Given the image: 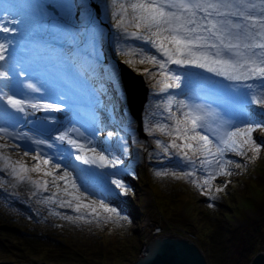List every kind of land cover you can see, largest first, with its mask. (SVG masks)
<instances>
[{
	"label": "rangeland",
	"instance_id": "1",
	"mask_svg": "<svg viewBox=\"0 0 264 264\" xmlns=\"http://www.w3.org/2000/svg\"><path fill=\"white\" fill-rule=\"evenodd\" d=\"M12 5L15 4L14 0ZM102 8L106 6V9L113 10L111 0H98ZM82 6H78L75 10L81 9ZM20 9V8H19ZM113 12V11H112ZM89 8L81 9V24H86L89 18ZM0 21H3L0 19ZM69 21V18H67ZM110 28L115 27V20L109 19ZM13 27L12 25H9ZM134 29L130 28L129 31ZM122 31V30H121ZM123 32V31H122ZM66 35L74 38L72 31L65 32ZM2 37L7 38L11 42L17 40H26L32 37V34H27L22 37L21 34L16 32L15 34L0 33V39ZM4 38V39H5ZM121 40L132 41L133 44H126L120 50L121 57L126 60L136 61L139 57L130 56L127 53L129 49H143L147 54H156L155 49L144 41L127 36L125 33L119 35ZM103 47L106 52H101V56L98 55V50L89 51L84 53L85 62L92 63L96 68V62L92 61V55L106 63L111 64V53L115 51V48H111L107 44V41L103 42ZM14 43L9 44V48L6 55L14 54V58H19L17 63L14 60L9 59L4 61V68L9 69V73H13L12 67H15V71H24L25 75L17 77V81L13 78L12 86L4 88L3 91L9 95H15L16 98L23 99L28 98L33 101L40 100L37 96V92L32 91L24 87L27 83H33L38 88L45 91V94L54 99L62 102H70L76 104V114L80 123L88 128L89 134L94 136L97 143V150L104 151L105 155H109L111 158L113 155L118 157L122 163L121 167L118 165L116 168H97L93 165L83 166L80 161L75 160V155L79 153H67L62 149L55 152L53 149H47L44 145H36L32 142L34 139H40L33 135H27L32 140H0V144L8 143L10 147L6 151L13 160H23L29 165L34 164L35 161L31 159V156L35 154V150L39 148L41 154H47L53 156L54 163L59 162L62 165L67 166L68 170L74 173L73 165L83 173L82 176L87 183L93 199H105V203L111 207L117 208L121 216L126 217V220H122L119 225L103 222L97 223H84V222H71L63 219L62 217L76 216L73 209L67 207H59L57 204L42 203L41 201L55 191L51 187L48 192H36L33 185L27 181L19 182L13 176L9 174V171L0 166V179L3 184H6L11 191L15 193L11 194L14 199L13 205L10 207H17L19 212V222H13L12 225L16 226L17 231H9L10 234L19 237L20 234L28 231L34 237L38 235L39 231L47 230L51 237L53 235L62 236L63 234L70 235V243H90V235H94V240L97 241V247L103 244L107 245V249H111L109 246V240H120L125 247L128 254L117 255L113 259L104 260L105 264H133L141 255L145 252L146 243L149 241L150 236L154 234V230L157 227H161L162 233H169L177 236H184L191 238V234L198 236L195 243L201 248L208 264H220L217 260L218 255L211 256L213 250L205 240L204 233L209 230V225L212 227L216 225L215 219L225 220L232 229H239L245 227L249 221H259L264 213V132L259 129L253 133L254 139L260 145H262L261 152L257 155L249 152L248 156H237L233 153L227 154V159H232L235 163L241 165L240 168H232L231 176H221L215 181V187L223 188V191L213 192L206 195L204 190L195 186L192 182L196 178H202L204 173L200 169L199 160H196V164L193 166L188 161H185L175 149H170L168 153L161 150L163 156H157L153 160L155 165H145L146 150L157 146V140L163 144L168 145L170 143L169 137L161 134L159 131H153L159 124H172V120L169 118L170 114L167 111L168 100L170 97H175L176 100H184L189 103H196L205 105L211 109H215L217 112L225 116V118H231V115H241L240 107L242 98L235 88H230L234 82L227 81L223 77H216L212 73H208L203 69L183 67L179 65H169L171 71L181 75V91L180 97L177 96L175 91L179 88H171L167 91H161V86L156 83H149V100L146 103V109L144 108L143 114H145L146 127H148L151 135H147V139H140L136 132L135 121L127 123L121 122V117L118 112L122 109L125 110L123 102L120 105V95L123 92L119 77V71L117 67L111 66L108 70L102 72L99 76L93 78L92 84L84 82V78H79L74 72L65 71L64 65L55 66L53 69H46L45 65L40 64L38 61L29 60L27 64H24L23 54L21 53L20 45L17 49ZM22 46V45H21ZM103 47L101 49L103 50ZM19 51V52H18ZM81 52H86L83 48ZM19 53V54H18ZM91 53V54H90ZM119 56V57H120ZM34 59H37L36 55H32ZM107 57V60L105 59ZM116 57V56H115ZM7 58V57H6ZM13 58V57H12ZM52 59V58H51ZM121 59L122 61H124ZM120 60V61H121ZM117 62V61H116ZM127 63H130L129 61ZM159 71V69H158ZM157 71V72H158ZM187 73L188 75H185ZM210 78V79H209ZM149 80V78H148ZM152 82V80H150ZM0 83H6V81H0ZM157 88V91L156 89ZM240 91H244L240 88ZM119 99V103L117 100ZM78 106V107H77ZM84 106L85 108H80ZM123 107L121 109V107ZM97 107H100L102 111H98ZM0 108H8L9 112H14L4 100H0ZM247 112L253 118L254 121H264V107L259 105H248ZM126 111V110H125ZM172 111L178 116L181 114L177 110L175 103L172 104ZM17 116H21L20 113H16ZM128 118V116L126 117ZM125 119V118H123ZM128 120V119H127ZM124 121V120H123ZM18 124L14 122L0 119V127H8L10 131H15ZM103 128V132L101 131ZM120 131V132H118ZM16 132V131H15ZM112 133L109 144L103 139L104 134ZM95 133V135H93ZM209 134V133H205ZM2 135V134H0ZM210 135V134H209ZM210 138L211 135H210ZM18 144L20 147H12L11 145ZM127 144V146L125 145ZM112 145V146H111ZM130 145V146H129ZM119 150H112L115 148ZM132 146V147H131ZM135 147V148H134ZM147 148V149H145ZM124 149H127L126 151ZM107 150V151H105ZM156 150V152H160ZM25 151L29 152V156H24ZM152 152V151H151ZM150 152V153H151ZM148 157L152 159V156ZM165 154V155H164ZM256 156L255 159H250L252 156ZM59 157V159H57ZM196 170V177H185L184 179H178L172 175L157 176V172L162 173H177L184 174ZM3 169V170H2ZM63 169L60 170L62 172ZM96 173V175H93ZM105 173H118V175H104ZM59 174V173H58ZM33 179H48L51 177H43L42 174L31 173ZM120 179L129 189L127 194L120 192L116 195L112 189H115L114 185L110 184V180ZM78 181H82L77 177ZM63 185V182H60ZM227 185L224 187V185ZM83 185V184H82ZM92 187L99 188L94 190ZM84 190L83 186L82 189ZM119 192V190H116ZM19 193L26 198H20ZM34 197H29L27 195ZM36 193V194H34ZM95 193V194H93ZM214 196V198H213ZM122 200H128L130 203H124ZM38 204V211L36 215H32L30 211H27L25 203L32 210L36 208L30 204ZM21 203V204H20ZM85 211V210H82ZM59 213L60 215H55ZM161 214H164L163 217ZM176 217L183 220L182 222L188 227H192L193 233L182 228V225L176 224L171 219ZM16 219V218H15ZM15 221V220H14ZM209 221V225L207 222ZM8 227V226H7ZM101 228V229H100ZM249 229L245 228L243 231L247 233ZM252 230V229H251ZM114 231V232H113ZM46 232V233H47ZM56 232V233H54ZM116 232H122L125 235L122 237H110L116 234ZM252 232V231H251ZM94 233V234H93ZM201 233V235H200ZM103 234V238L99 240L96 235ZM88 235V236H87ZM247 234H242L237 239L238 243L233 246V253L231 256V264H246L248 257L244 256L243 251L248 246ZM33 237H27V240L33 241ZM36 239V238H35ZM112 242V241H111ZM95 244V243H94ZM257 246V245H256ZM260 251H264V245L259 246ZM49 248L40 252L38 246H34L28 249L19 245V250L5 252V249L0 246V261H12L15 263H33L47 262L58 264L52 259L48 258L45 254H50L51 258H54L56 251H52ZM92 253V251H90ZM126 252V253H127ZM62 252H60L61 254ZM88 254V253H86ZM213 257V258H212ZM74 260L60 263V264H85L80 262L82 258L78 256H70ZM85 259H89L85 255ZM84 260V259H83ZM94 262V261H93ZM94 264H103V260H97Z\"/></svg>",
	"mask_w": 264,
	"mask_h": 264
},
{
	"label": "snow or ice",
	"instance_id": "2",
	"mask_svg": "<svg viewBox=\"0 0 264 264\" xmlns=\"http://www.w3.org/2000/svg\"><path fill=\"white\" fill-rule=\"evenodd\" d=\"M111 5L115 27L127 36L149 44L158 53L147 54L143 49H129L126 54L139 57L138 60L129 62L151 65V68H145L144 72L157 80L161 91L181 87V75L171 71L169 65L203 69L216 77L234 82L229 87L235 88L242 98V116L231 115V118L226 119L224 115L205 105L170 97L167 111L173 123L159 124L153 129L171 138L168 145L157 140V147L163 152L168 153L170 149H175L193 166L196 160H199L204 175L192 181L196 187L204 190L206 195L223 191V188L215 187L217 178L231 176L233 167H241L239 163L227 159V154L248 156L251 152L258 155L262 148L254 139L253 133L258 129L264 132V121H254L246 109L248 105L264 107V0H111ZM3 11L8 12L9 6L4 5ZM0 19L5 21L0 22V33L15 34L18 31V28L9 25H19L21 20L14 17L10 19L9 16ZM130 28L134 30L129 31ZM10 43L7 38L0 40V62L5 61V53ZM152 68H158L159 71L153 72ZM12 71L15 77L25 75L24 71H15L14 66ZM0 81H6L0 83V100H4L14 110L9 112L8 108H0V119L5 122L11 120L19 124L35 111L61 109L59 104L34 102L28 98L19 99L4 92V88L12 86L13 77L9 75V71L3 70L2 66ZM24 87L34 92L41 91L33 83H27ZM240 88L244 91L241 92ZM173 103L181 113L179 116L172 111ZM29 109L33 112L30 113ZM16 113L23 115L17 116ZM37 131L49 130L38 126ZM73 133L83 137L84 142L74 139ZM205 133H209L212 138ZM0 134V140H32L27 134L10 131L8 127H0ZM112 135L111 132L108 133L109 137ZM55 141L66 142L80 153L75 155V160L84 165L105 169L116 168L122 163L118 157L113 155L109 158L104 151H98L93 141L75 127L61 132L55 137ZM32 142L36 145H47L48 148L53 147V144L42 139H34ZM11 146L20 147L18 144ZM9 147L8 143L0 144V166L8 170L19 182L27 181L33 185L36 192L50 191L51 184L55 191L41 202L57 204L61 208L67 207L78 213L76 216L65 215L63 219L71 222H103L116 225L127 219L121 216L117 208L105 203L107 197L93 199L87 183L78 184L77 177L73 176L67 166L59 162L54 163L53 156L41 154V150L37 148L31 156L35 163L29 165L23 160H13L4 151ZM23 155L29 156V152L25 151ZM255 158V155L250 157ZM72 167L75 168L74 165ZM31 173L51 177V180L33 179ZM156 175H172L184 179L189 176L196 177V170L194 168L192 172L179 175L162 172H157ZM60 182H63V185ZM110 184L115 186L112 191L116 195L129 192L120 179H112ZM82 186L84 190H81ZM226 186L225 184L224 187Z\"/></svg>",
	"mask_w": 264,
	"mask_h": 264
},
{
	"label": "trees",
	"instance_id": "3",
	"mask_svg": "<svg viewBox=\"0 0 264 264\" xmlns=\"http://www.w3.org/2000/svg\"><path fill=\"white\" fill-rule=\"evenodd\" d=\"M62 1H65V0H62ZM88 1H91V0H88ZM36 4L37 5L34 8H32L33 10H30V11L36 12L39 16L46 15L45 14L46 13L45 4L42 2V0H39V3H36ZM68 8L69 7L67 5L64 6L63 9L58 8L59 9V16L57 18L54 17L55 19H51L52 21H49V22L42 21V23L40 24V28H37L38 31H41V30L44 31V29H48L47 27H51L53 32L58 31V29L64 30L63 27H61L59 24H61V21L68 15L67 14ZM64 10H66V11L64 12ZM61 12H63V13L61 14ZM109 14H108V17H109ZM63 16H64V18H63ZM90 21H91V23L97 24L98 30H97L95 36L98 39L102 40V37L104 35L108 34L106 27L102 23L103 22L102 16L100 19H97L96 15H92ZM57 22H60V23L58 24ZM87 33L90 36V32L88 31ZM112 37H113V35L110 34L108 36L109 40H107V41L110 42L112 40ZM114 43H115L114 47L118 48L117 49V51H118L121 46L119 44H117L116 39L114 40ZM103 52H105L104 48H103ZM130 65L133 66L134 68H143V72H144L145 68H151V65L145 64L143 67V65H141L137 62H134V63L131 62ZM152 71L157 72L158 68H152ZM144 73L146 75H148L146 72H144ZM149 79L152 80L153 83L157 82V80L153 79L151 76H149ZM157 79H158V77H157ZM147 129H149V128L145 127V133L149 134L150 131ZM154 147H155L154 151L151 150L153 148H151V149L149 148V152L152 151L150 153V156H152V159H150V158L148 159L149 165H155V164H153L154 163L153 160H154V158L159 156L161 153V150L159 149V147H157V146H154ZM156 150H160V152H156ZM4 209L5 208L2 207V205L0 204V246L5 249V252H10V251L12 252L14 250H19V245H21V247H24L25 249H28V248H31L34 246H38L40 249V252H44V250L49 251V248H51L52 251L57 252L55 254L54 258H51L50 254H45V255L52 260L54 259L53 261L58 263V264L65 263V262L69 263V261L74 260V258H69V257L70 256L74 257L75 255L82 258V260L80 262H83L85 264H94V262L97 263L96 262L97 260H99V261L103 260V264H105V263H107L104 261L106 259L111 260V259H113V257H118L117 255L121 256V254L123 255V254L130 253V252H127V250H128V249H126L127 247H125V245H123V243L120 240H115V241H114V239L109 240L110 241L109 246H112L111 249H107V245H105V244H103V246L99 245L97 247V245H96L97 241H95L96 239L94 240V235H90V237L88 238V239H90L89 241H91V244L90 243H80V242H78V244L75 242H73V244H71L69 242L70 239H68L70 235L63 234L62 236H59V237L56 235H53V237H51L50 233H48L47 230L39 231L38 235L35 234L34 237L28 231H25L24 233L20 234V237H19V233H18V236H14V235L10 234L9 231H17L18 230L16 228V226L12 225L13 222H17V221H14L12 218H10ZM161 215L163 217L165 216L164 214H161ZM171 221L176 222V224H178V225H182V228L188 230V232H190V233H193L192 227H188V225L184 224L182 222L183 220L178 219L176 217V219L173 218V219H171ZM215 223H216V225L212 227L211 225H209V221L207 222V224L209 225L208 226L209 230L204 233L205 240L202 239V241L208 243L210 245V248L213 250V254L211 256L218 255L219 258H217V260L220 264H231V262H232L231 256L233 253V246L236 243H238L237 239L240 238V236L242 234H247L246 239H247L248 246L243 251V254H244V256L248 257V261H249L248 264H250L253 257L257 254L258 251H260L259 246L264 245V213L262 214L261 220L249 221L245 225V227L239 228V229H232L227 224V222L225 220L220 221V220L215 219ZM245 228L249 229L247 231V233L243 231ZM200 235H201V233H200ZM96 236L99 238V240L103 238V234H99ZM27 237H33L34 240L33 241L27 240ZM110 237L111 238L112 237L124 238L125 235H123L122 232H116V234L114 233V235H112ZM197 238H198V236H197ZM256 245H257V247L255 249ZM252 248H254L255 251L252 250ZM90 251H92V253ZM60 252H62V253L60 254ZM86 253H88V254H86ZM85 255H87L89 257V259H85Z\"/></svg>",
	"mask_w": 264,
	"mask_h": 264
},
{
	"label": "water",
	"instance_id": "4",
	"mask_svg": "<svg viewBox=\"0 0 264 264\" xmlns=\"http://www.w3.org/2000/svg\"><path fill=\"white\" fill-rule=\"evenodd\" d=\"M122 80L127 93V103L131 115L138 123L139 136L143 134L142 112L147 101L148 88L139 76L134 75L126 66L120 65ZM257 246H255L256 249ZM254 248L252 250L255 251ZM253 251V252H254ZM249 261L247 260L248 264ZM0 264H33L0 261ZM37 264H53L40 262ZM133 264H208L200 247L189 239L175 235H164L150 240L145 246V252ZM250 264H264V252H259Z\"/></svg>",
	"mask_w": 264,
	"mask_h": 264
},
{
	"label": "bare ground",
	"instance_id": "5",
	"mask_svg": "<svg viewBox=\"0 0 264 264\" xmlns=\"http://www.w3.org/2000/svg\"><path fill=\"white\" fill-rule=\"evenodd\" d=\"M46 100H49V99H46ZM40 103H46V102H40ZM73 108L74 107L72 106L69 107V106L62 104L60 111H58L62 115V120H57V121L52 115L48 114V112H50L51 110L35 111L34 114L28 115L26 119H23L22 123H23L24 128L22 130H26L29 133L34 134V135L37 134L43 140L47 141L50 144H53V147L57 146V147H61L63 150H67V152L78 153L75 149H73L66 142L61 143L59 141H55V137L58 136L61 132L67 131L68 129L73 128V127L79 129V131L82 132L84 136H87L89 137V139L92 140V137L88 136V132L85 126H83V128L79 127L80 123L78 122V120L70 115L71 112H73ZM29 112L32 113L33 110L29 109ZM38 126H44L49 131H37ZM72 135L74 139H79L82 143L84 142L83 137H79L75 133H73ZM103 138L106 139V138H109V136L104 135ZM93 145H94V142H93ZM93 145H89V146L91 147ZM164 235H169V233L152 234L149 240H153L157 237L164 236ZM179 237L186 238L184 236H179Z\"/></svg>",
	"mask_w": 264,
	"mask_h": 264
}]
</instances>
